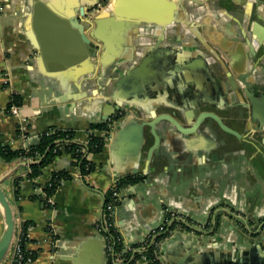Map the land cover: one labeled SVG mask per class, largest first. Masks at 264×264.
<instances>
[{
    "label": "crops",
    "instance_id": "0c3cea01",
    "mask_svg": "<svg viewBox=\"0 0 264 264\" xmlns=\"http://www.w3.org/2000/svg\"><path fill=\"white\" fill-rule=\"evenodd\" d=\"M43 1L63 17L85 20L89 10L100 22L92 27L108 44L105 60L118 57L120 68L102 70L100 60L89 59L79 66V73L50 72L41 58L39 39L52 54H61L71 48L68 34L42 17L35 28L29 5L34 0H0V131L5 142L15 149L26 148L51 127L74 130L79 143L88 142L91 135L105 140L103 150L90 155L95 169L86 178L70 153L58 157L35 180L28 178V161L8 163L0 158V180L20 228L24 222L33 223L27 229L26 248L36 258L28 264H74L81 244L100 237L97 224L107 193L127 176L143 181V173L151 182L136 191L131 184L124 187L115 212L127 241L139 243L158 224L160 199H164L173 210L185 214L195 229H190L195 233L175 235V242L164 252L169 264H264V132L257 133V124L250 119L252 112L258 119L264 116V0H120L118 8L115 0L110 4ZM96 43L103 48V42ZM155 63L177 65L182 73H158ZM132 69L155 83L138 87V95L130 100L125 84L118 89L115 82ZM208 79L213 81L211 98H218L224 87L221 97L229 106L225 123L240 132L241 138L222 130L213 119L191 134L160 121V144L148 167L153 134L145 130L137 156L133 132L117 133L115 104L130 108L125 104L129 101L140 109L135 113L131 108L134 113L124 117V122L135 116L146 122L162 115L180 116L183 106L193 115L195 100L183 99L180 91L202 89ZM112 93L116 98L112 99ZM13 94L22 98L18 114L5 111ZM245 100L248 108L240 104ZM219 108L215 103L204 104L205 110ZM237 115L243 116L244 123ZM21 118L28 123L26 137L20 131ZM249 140H255V145ZM61 170L71 177L58 187L54 204L45 203L43 197L33 199L35 192H43L53 172ZM18 177L22 178L21 192L16 199ZM233 213L243 218L247 244L235 243L236 232L231 230L212 235L211 243L202 237L204 247L193 244L201 224L217 216L219 222ZM4 229L0 208V238ZM10 261L9 251L0 264Z\"/></svg>",
    "mask_w": 264,
    "mask_h": 264
},
{
    "label": "water",
    "instance_id": "95a60500",
    "mask_svg": "<svg viewBox=\"0 0 264 264\" xmlns=\"http://www.w3.org/2000/svg\"><path fill=\"white\" fill-rule=\"evenodd\" d=\"M111 1L112 0H102L101 3L110 4ZM115 1H116L115 6L118 8L121 2L120 0H115ZM29 5L32 8L31 9L32 21L34 23L35 28L37 26V22L42 21L41 20L42 17V19L45 20L50 25L59 26L62 29H64V32L66 33V35L68 34L70 38L69 41L71 44V48H69L68 50L69 52H64L61 54H56V53L52 54L53 50H51L50 47H46L42 43V40L39 39L41 58L44 61L46 68L50 72H60L67 70L71 72L73 70H76V73H79V69H78L79 66L84 65V62L86 63V61H88L89 59L95 61L100 60L99 62L102 70H108L113 66H117L118 68H120V65L117 63V61L119 60L118 57H115L111 61L105 60L107 59L105 55L106 51H108L109 49L108 44H106V41H104V39L98 37L97 31L95 30V28L92 27L93 24L94 25L96 24L98 26L100 22L96 20L94 16L89 15V10H87V12L84 13V17H87V19L82 20L81 18H74L73 16H69V17L61 16L60 13L53 10L43 0H34V3L32 4L31 2H29ZM99 6L101 5L99 4ZM99 40L104 43L103 48H101V46H99V44L96 43V41ZM54 51H56V49ZM154 65L156 66L155 69L157 70L158 73L168 74L169 72L172 71H176L177 73L179 72L182 73V69H180L177 65L171 66V64H167V63L165 64L155 63ZM125 75L126 77L124 79H120L115 82V87L120 89L125 84L124 91L126 92V97L129 98L130 100L131 98H135L136 95H138V90H137L138 87H140L141 89H143L144 87L148 88L150 87V84H152V82L155 83L153 79L147 78L146 76L138 75L136 70L133 69L128 70ZM252 89L253 88H250V90ZM111 95H113V93ZM141 95H144V92ZM180 95L185 100H187L188 98L190 99L191 97L192 99L195 100L194 97L199 96V93H197V91L193 87L190 88L188 87V88H184V90L182 89L180 91ZM113 98H116V95H113L112 99ZM125 104L131 107L127 108L126 106L121 105L120 103H116L114 106V119L118 120L117 133L119 136H123L125 134L131 133L129 131L133 132L136 140L135 149L138 150L136 155L139 156L145 142L144 139L145 130L147 128L150 129L151 133L154 136L155 141L147 151L148 167L150 165L155 150L158 148L160 144V137L157 130V125L159 124L160 121H168L170 124L174 125L180 132L185 134H191V133H195L200 127H205L209 119H213L220 126V128H222V130L230 134H233L238 138H241L240 132L228 126L216 112L205 110L204 104L200 105L196 102V100L192 107L194 110L193 115L191 113H187L186 107L183 106L179 109L181 113L180 116L162 115L154 118L152 121L149 122L140 120V118L136 116L130 118V120L127 119L124 122L123 120L124 117L125 118L130 117L131 113H134L131 112V108L134 111H137L135 113L140 112V109H137V107L133 104V102L127 101ZM256 114H257L256 112H252L250 119L253 122H255V124H257L256 132L262 133L264 132V116H261L258 119L257 118L258 116ZM107 119H109V117L105 118V120ZM236 119L240 120L241 122L244 121L242 115H237ZM129 123H130L129 129L125 128V125ZM112 136L116 137L114 134ZM250 142L251 144L255 145V140ZM262 157L264 159V153H262ZM145 174L147 173H143V177H144L143 181L132 186L135 191H136L135 187L137 186L139 187L143 184L147 185V183L151 182V178L146 177ZM42 204L44 205L43 201ZM0 208L3 212L4 220H5V229L0 238V262H1L2 260L5 259V257L7 256V254L9 253L12 247L15 238L16 225L18 222L16 211L14 209L12 201L9 199L5 189L3 188L1 180H0ZM161 209H162V205L160 206V213H161ZM239 221L242 222L241 224L243 225H241ZM239 221L232 217H226V218L223 217L218 222V227L216 231L214 229L209 232H204L199 230L200 234L195 235V237L192 239V242L193 244L199 242L198 245L204 247L206 245V242L201 239L202 237H205L207 242L211 243L210 241H212L211 240L212 235L215 234L220 235L221 232H227L228 230H231L236 232L237 238L235 239V243L242 242L243 244H247L249 241L245 237L244 223L241 220ZM226 222H231V223L226 226ZM174 237L170 238L167 242H165L163 247L164 252H167L168 247H170V245L175 242ZM106 246H107V242L102 237V235H100V237L88 238L86 241H84L81 244L77 254L73 257L72 260L74 264H104L106 262ZM190 249L192 250V248ZM188 257L191 256H188L187 254V259ZM166 260L168 261L167 258Z\"/></svg>",
    "mask_w": 264,
    "mask_h": 264
},
{
    "label": "built area",
    "instance_id": "2783aa9c",
    "mask_svg": "<svg viewBox=\"0 0 264 264\" xmlns=\"http://www.w3.org/2000/svg\"><path fill=\"white\" fill-rule=\"evenodd\" d=\"M19 107V105H13L10 113L18 114ZM19 126L22 136L26 137L27 120L21 118ZM91 154L93 153L87 154L89 160ZM24 160L31 161L30 158H24ZM76 160L77 158L74 157V161ZM81 177L83 178L82 172ZM116 188L117 184L112 189L111 200L104 203L103 217L97 224L98 232L107 242L106 264H169L164 254V244L178 233H195V231L187 229L188 227L195 230L190 219L185 214H180L173 210L162 199L160 200L162 205L161 217L158 224L148 230L139 243H130L125 239L116 224V208L118 203L123 200V188L115 190ZM47 202L48 204H54L53 196L48 197ZM199 230L204 232L212 231L213 225L211 222L203 223L199 226ZM19 231L20 235L17 239H14L13 248L10 251V264H28L33 260L31 257L33 251L27 248L24 249L22 246V228Z\"/></svg>",
    "mask_w": 264,
    "mask_h": 264
},
{
    "label": "trees",
    "instance_id": "16d2710c",
    "mask_svg": "<svg viewBox=\"0 0 264 264\" xmlns=\"http://www.w3.org/2000/svg\"><path fill=\"white\" fill-rule=\"evenodd\" d=\"M13 105H22L21 96L13 94L12 100L6 106L5 111L10 113ZM94 127L102 128L103 126L96 125ZM104 145L105 140L101 137L91 135L88 142L79 143L75 140L74 130L51 127L39 136L37 143L26 148L15 149L5 142L3 134L0 131V158L8 163L21 159L24 160V158H30L31 161L29 162L30 171L28 173V178L31 180H35L41 176L43 172L64 153H70L73 157L77 158L74 163L80 168L83 178H86V176H88L95 169V164L87 158V154L101 152ZM70 177L71 175L64 170L53 172L50 181L43 186V192H35L32 195V198L39 199L43 197V201L46 203L48 197H51L56 193L62 181L69 179ZM21 179L22 178L20 177L15 179L16 199L20 198ZM139 179L140 178L138 177L135 178L132 176L122 178L117 182V188L115 190H120L129 184L139 181ZM35 186H38V184H35ZM112 192L113 191L111 190L107 193L105 202L111 200V195L113 194ZM32 224V222H24L21 227L23 230V233L21 234V242L24 249L26 248V243L28 241L27 229ZM19 230L20 226L17 222L14 239L19 237ZM12 248L13 245L10 251ZM31 257L34 260L36 258V253L32 252Z\"/></svg>",
    "mask_w": 264,
    "mask_h": 264
},
{
    "label": "flooded vegetation",
    "instance_id": "af4514ba",
    "mask_svg": "<svg viewBox=\"0 0 264 264\" xmlns=\"http://www.w3.org/2000/svg\"><path fill=\"white\" fill-rule=\"evenodd\" d=\"M212 84H213V81H211V80L208 79V82H205L204 87L202 89H200L199 87H198L199 88L198 89L199 91L196 89L198 91L197 93H199V92L200 93H199V96H195L194 98H195L196 102L198 104H200V105L205 104V102H208V104L215 103L216 106H218L220 108L217 109V110H213V112H216L222 118V120L225 122L226 117H225L224 113H226V112L229 111L228 104L224 100V97L223 98L221 97V96L225 95L224 93H222V92H225V91H222V90H225V89L223 87L222 90L218 93V98H215V97L214 98H211L213 96H209L208 93L210 92V88H212ZM215 84H216V82H215ZM240 104L243 105L246 108L249 107V104H248V102L246 100L243 103H240ZM217 147L219 148V145ZM139 182H140V180L137 181V182H135V183H132L131 185H136ZM137 187H135L136 190H137ZM232 218H234V219H236L238 221L239 220L242 221V219H243L242 216H240L239 214H234V213L232 214ZM218 219H219V217L217 216L216 217V220H215V218H213V220L207 221V222H211L212 223L213 229L215 231L217 230V227H218ZM241 223L242 222H240V224ZM215 224H216V226H215ZM241 225H243V224H241ZM187 229L190 230L188 227H187Z\"/></svg>",
    "mask_w": 264,
    "mask_h": 264
}]
</instances>
